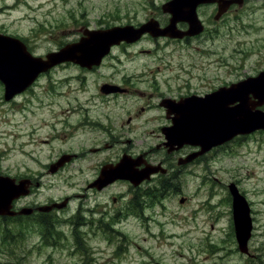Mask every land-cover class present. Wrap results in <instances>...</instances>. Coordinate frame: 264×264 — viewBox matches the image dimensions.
Wrapping results in <instances>:
<instances>
[{
    "label": "rangeland",
    "instance_id": "obj_1",
    "mask_svg": "<svg viewBox=\"0 0 264 264\" xmlns=\"http://www.w3.org/2000/svg\"><path fill=\"white\" fill-rule=\"evenodd\" d=\"M167 1L0 0V33L20 37L33 55L43 57L78 41L86 29L136 26L150 18L166 26L170 15L161 11V5ZM197 13L206 29L197 39L144 38L126 47L112 46L102 57V66L92 74L73 67L65 71L56 68L42 80L41 85L48 86L49 91L48 96L38 94L41 102H54L52 95L57 87L69 88V99L76 97L87 105L90 121H83L75 130L70 126L80 120L83 111L63 113L59 106L52 111L34 101L26 107L30 112H25L22 119L20 113L7 112L8 107L0 103V175L29 177L39 184L34 188L36 194L19 201L17 208L32 201L42 205L82 194L85 182L95 178V171L109 155L119 153L127 138H136L131 145L136 152L155 147L157 138L150 133L155 128H128L123 120L126 115L121 112L123 105L133 109L132 102L141 104L149 98H100L96 91L102 84L114 83L121 75L132 78L137 74L150 84L151 91L150 82L157 83L163 96L152 91L155 102L159 97L207 94L213 88L264 71V11L243 13L241 29L230 19L234 14L221 18L219 24L213 21L214 6L199 8ZM184 25L178 23L177 27L182 29ZM65 77H72L67 85ZM120 82L124 83L123 79L115 83ZM139 87L151 92L145 84ZM113 110L120 123L100 124L106 129L110 126L113 139L122 142L110 141L108 134L91 122L105 114L109 117ZM154 113L160 115L158 109ZM159 124L162 127L163 120ZM96 146L101 151L90 153L89 149ZM70 152L77 153L78 158L58 173H48L50 163ZM155 156L159 159L165 154L157 152ZM202 158L173 173L165 188L156 179L150 185L132 187L137 189L136 210L125 219L100 218V213L94 215L95 219H72L78 208L87 209L79 197H73L68 208L44 218H0V264H264V131L234 139ZM231 184L249 207L252 228L248 254L238 251L234 237ZM113 189L97 196L95 202L101 212L103 205L110 211L118 209L109 194L124 193L125 187L117 184Z\"/></svg>",
    "mask_w": 264,
    "mask_h": 264
},
{
    "label": "water",
    "instance_id": "obj_2",
    "mask_svg": "<svg viewBox=\"0 0 264 264\" xmlns=\"http://www.w3.org/2000/svg\"><path fill=\"white\" fill-rule=\"evenodd\" d=\"M232 2L228 0H170L162 6V11L170 14L168 25L162 29L159 28L157 22L148 21L135 29L126 26L85 32V37L80 38L77 43L67 44L57 52L48 53L45 60L32 57L18 39L0 35V81L4 84V97L8 100L23 91L39 73L57 64L73 62L87 69L97 66L102 57L108 54L111 46L118 45L122 41L134 42L145 33L153 37L161 36L172 39L199 34L203 27L196 14L198 5L217 3L218 10L214 18L218 19ZM179 22H185L188 29L186 31L178 29ZM184 100L180 101L177 106L165 103L168 112H173V107H177L174 109L176 117L172 118L173 124L162 131L167 140L165 143L167 146L173 147L177 141L179 145L183 143L199 145L201 147L199 154H202L236 135L264 129V111L255 109L264 104V72L256 77L231 84L229 87L220 88L203 98L191 97ZM195 156V154L190 156L186 161ZM70 159L71 156L63 155L57 162L50 165L49 171L54 173ZM132 166V163L125 159L114 167L105 166L94 185L100 189L116 179H125L137 186L159 170L158 167H147L139 174H132L129 172ZM29 185L30 180L28 179L16 183L14 179L0 176V215L13 216L31 212L30 209H23L18 213L10 211L12 201L27 195ZM229 193L236 240L239 250L246 253V244L252 228L249 207L234 184L229 185ZM65 205L66 200L59 204L40 207L39 210L47 212L53 208L61 209Z\"/></svg>",
    "mask_w": 264,
    "mask_h": 264
},
{
    "label": "flooded vegetation",
    "instance_id": "obj_3",
    "mask_svg": "<svg viewBox=\"0 0 264 264\" xmlns=\"http://www.w3.org/2000/svg\"><path fill=\"white\" fill-rule=\"evenodd\" d=\"M251 0H240V2H236L230 5V7L228 8L227 12H225L223 14V16L221 17L222 20L225 19L229 14H234V17H231L230 19H233V21H235L236 23H238L239 25V29H241V23L239 22V17L243 15V13L246 14H256L259 13L261 11H264V0H253L255 1V3H251ZM209 6H214L215 8V12H216V5L212 4V5H203L198 7L199 8H203V7H209ZM214 14L212 15L213 18ZM221 20V21H222ZM221 21L217 20L215 21L217 24H219ZM216 25V24H215ZM137 26V25H136ZM160 26V25H159ZM165 26V25H164ZM163 26V27H164ZM186 26L184 25L182 27V30H185ZM238 29V30H239ZM89 30H93V29H89ZM237 31V29H235ZM233 29H229V32H232ZM206 32V29H204V31L199 34V35H204V33ZM247 30L245 31V35H247ZM195 36L193 38H188V37H184L183 39H181L180 41L183 42H188L189 40L192 39H197V37L199 36ZM210 36V35H209ZM144 38H151L150 35L146 34L144 36H142V38L139 40L141 41ZM162 39H167L165 37H163ZM128 45H133V44H128ZM127 44L122 42L121 44H119V47H126ZM101 63L99 64V66L97 67H92L90 70L79 67L78 65L72 64V63H65V64H60L58 66H55L43 73L38 74L37 78H35V80L29 85L27 86L23 91H21L20 93L12 96L10 99L6 100L4 97V86L0 81V103L1 105L7 106L8 109L7 112L10 113H20V118L25 119V112H30L29 110L26 109V107H29V105H32V103L34 101L38 102L39 107H49V109H51L52 111H54V109L56 108V106H59L57 109L59 110H63V113H73V112H80L83 111L84 114L81 115L80 120L78 119L76 124L70 126L73 130L79 128L81 126V124H83V121H90L89 117H88V110H86V104H81L79 103L80 101H78V99H76V97L69 99V97L71 96V92L69 91V88H65L64 90H59L56 87V91L57 93H54L52 96L54 97V102L47 100L46 103L41 102V99L38 97V94H44L45 96H48L47 92L49 91V87L48 86H44L41 85V81L42 80H46L48 79V77L51 75V72H53L56 68L57 69H62V70H67L70 69L71 67L73 68H77L79 69V72H83V73H89L92 74L94 73L99 67H101ZM67 81H65V85L69 84L68 80L72 79V77H65ZM123 79V82L121 84L120 83H115L116 81H119ZM115 81V80H114ZM114 83H104L101 86L105 85V86H112L113 90H109L108 87H106V89L101 88H97V96L100 98H110V99H119L123 96H127L130 97V100H134L133 98L135 95H138L139 97H147L149 99L143 101L144 103L141 104H137L136 102H132L134 104L133 109L131 108H127L124 105L121 107V112L122 114L126 115V118H123V120L125 119V122L128 124V128L130 127H154L155 130L151 131V137L152 138H157L156 143H155V147H149L147 148L145 151H140V152H136L134 145L131 146L132 144H134L136 141V138L134 137L133 140L130 138L125 139L123 142L122 141H118V140H114L112 137V133H111V127L109 126L107 129L103 128L102 125L100 124L101 121H104L108 124H111L114 122V124H118L120 123V119L116 118V110H113L111 112V115L108 117L107 114H105V116H101L98 117L99 121H91V122H95L97 126L101 127V131L106 132L108 134V137L110 138V141L112 142H122L123 147H120L119 153H117L115 155V157H110L109 155V159L108 160H104L101 164V166L95 171L96 175L95 178L85 182V186L82 188V194L80 195H74L73 197H79L82 199L81 201V205L86 206L87 209L84 211H80V208H78L75 211V215L72 216V219H95L94 215L100 213V218L105 217L106 219H120L121 217L123 218H127L132 212V210H134V206L135 203L137 201V189L136 188H132V186L130 185V183L128 181L125 180H116L110 184H108L107 186L103 187L102 189H97L96 187L92 186L93 183L96 181V179L99 176V172L102 166L104 165H115L119 162V160L121 158H126V160L129 161V163H132V169L133 170H141L146 163H151V164H161L162 166H164L165 168L168 167V171L170 173H178L179 171H182L185 169V167L189 166L190 163L185 164V165H178V162L182 159H184L185 157H187L188 155H190L193 152H196L198 150V147H194V146H190V145H183L180 146L178 148H174L173 150H170V146H165L164 142H165V138L162 134V128L169 126L171 124V118L174 116V113H170L166 111V108L163 106L165 101H178L181 100L182 98H186V97H178V98H158V100H156L155 102H153L154 98H156V96L154 95V93H152V91H156L158 94L157 96H163V93L160 92V88L158 87L156 82H150L151 87L154 90H150V84L149 83H144V80L141 78V76H137L134 75L132 78H129L127 74L125 75H121L118 80H116ZM145 84L148 89L151 91L149 93L143 92L140 90L139 85ZM64 85V86H65ZM166 85V84H165ZM201 87V86H200ZM35 89L37 90V95L34 93ZM216 90V88H213L212 90L208 91L212 92ZM206 93L202 94L205 95ZM155 96L153 99H151L152 96ZM189 95H201L200 93H194V94H189ZM58 97H60V100L58 99ZM87 100H89V97H86ZM62 99H65V101H63L64 103H60V101H62ZM141 99L138 98L137 101ZM177 99V100H176ZM74 102V103H73ZM73 103V104H72ZM177 103V102H176ZM116 108L118 110H120L118 108V105H116ZM158 109L160 112V115H156V113H154V110ZM165 109V111L163 110ZM95 111V110H94ZM165 113V114H164ZM169 115H168V114ZM119 114V112H118ZM164 114V116L162 117V115ZM163 120L164 125H157V122ZM62 123V121H61ZM122 125V124H121ZM67 127L64 124L63 125V130H66ZM116 129H113V132H115ZM158 130V131H157ZM160 131V132H159ZM157 132V133H156ZM145 141V138H144ZM41 142H47V140H41ZM127 144V145H125ZM121 145V146H122ZM103 147H105L103 145ZM90 153H97L101 151V147L100 146H96V147H92L89 149ZM157 152H161L163 154H165L164 158H156L157 156H155V154ZM71 155L73 156V158L70 160L69 163H71L72 161H74L76 158H78V154L74 153V152H70V153H63L61 155ZM60 155V156H61ZM199 160V158H196L193 163L197 162ZM66 164V165H68ZM65 165V166H66ZM65 166H63L62 168H60L56 173H58L59 171H61ZM48 168V167H47ZM48 170V169H47ZM157 175L153 178H156ZM23 178H29V177H23ZM30 179V178H29ZM31 180V179H30ZM153 181V179L151 180ZM150 181V182H151ZM147 182V183H143L142 185H150L151 183ZM37 181H33V179L31 180V184H30V191L28 192L27 196L19 198L18 201L15 200V204L13 202L12 206L15 210H18L20 208H16L15 206L17 205V203L23 199L26 198H30L33 197L36 193L31 190L32 186H36ZM123 185L125 187V192L124 193H119L117 192L116 194L110 193V199L111 202L113 204H116L118 207V209L115 210H108L107 205H103V212H101L99 210V206L100 204L96 203L95 200L97 198V196L101 195V194H106L109 192V190H114L113 188L117 185ZM141 185V186H142ZM163 185V184H162ZM39 186V184H38ZM140 186V187H141ZM32 191V192H31ZM72 196H67L65 197L66 200L68 201L66 208L69 207L71 201H72ZM63 198V199H65ZM62 199V200H63ZM60 200V201H62ZM17 201V202H16ZM94 202V205L90 206V202ZM51 202H47L45 204H50ZM26 207H31L32 209H34L33 213L30 215H27V218H31L33 216V218H42L44 215L42 212L37 211V207L35 205V202L32 201V203L30 205H26ZM65 209V208H64ZM56 210H54L55 212ZM60 211V210H59ZM51 213V212H48ZM35 215V216H34ZM108 215V216H107ZM24 217L26 216H15L13 217V219H24ZM44 218V217H43Z\"/></svg>",
    "mask_w": 264,
    "mask_h": 264
},
{
    "label": "trees",
    "instance_id": "obj_4",
    "mask_svg": "<svg viewBox=\"0 0 264 264\" xmlns=\"http://www.w3.org/2000/svg\"><path fill=\"white\" fill-rule=\"evenodd\" d=\"M167 185H168V184H167ZM167 185H166V186H167Z\"/></svg>",
    "mask_w": 264,
    "mask_h": 264
}]
</instances>
